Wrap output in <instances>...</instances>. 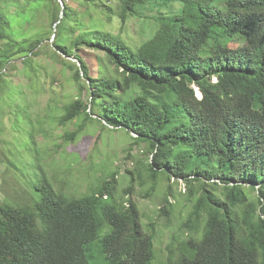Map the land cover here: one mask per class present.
Listing matches in <instances>:
<instances>
[{"label":"trees","instance_id":"1","mask_svg":"<svg viewBox=\"0 0 264 264\" xmlns=\"http://www.w3.org/2000/svg\"><path fill=\"white\" fill-rule=\"evenodd\" d=\"M48 2L55 37L46 46L39 29L29 35L22 27ZM74 2L0 0V77L11 87L18 59L33 71L52 51L75 67L80 87L58 116L61 125L83 120L65 138L75 140L95 120L133 132L150 157L127 170L122 193L116 174L89 195L65 192L40 164L36 121L14 112L13 127L24 131L15 143L29 164L7 163L27 180L30 203H0V264H155L154 235L132 197L145 175L187 185L186 236L173 239L165 264H264V0ZM146 9L156 28L133 45L125 26L144 20ZM85 49L98 57L97 75Z\"/></svg>","mask_w":264,"mask_h":264},{"label":"rangeland","instance_id":"2","mask_svg":"<svg viewBox=\"0 0 264 264\" xmlns=\"http://www.w3.org/2000/svg\"><path fill=\"white\" fill-rule=\"evenodd\" d=\"M68 1L72 5L76 4L74 0ZM9 9L14 11L15 6L10 4ZM54 10V5L48 2L46 9L32 22L33 25H24L22 30L29 31L30 35L39 29L44 36L43 44L47 46L55 37V27L51 25ZM152 13L154 11L146 9L144 20L132 18L125 26L126 38L133 45L145 41L155 30L156 22L148 18ZM230 45L237 44L231 42ZM81 55L87 60L91 74L97 75V55L90 49H85ZM69 59L76 61L73 57ZM36 63V69L29 71L24 69L18 59L7 77L12 81L11 87L5 83L4 77H0V203H30L27 180L21 177V171L16 172L7 163L15 157L14 160L20 158L23 166L29 164L20 155L15 143L16 137H21L24 131L19 132V128L13 127L14 112L24 110L36 121L38 158L55 188L77 195H89L103 179H110L112 174H116V186L122 193L130 184L127 170L143 167L149 160L150 152L146 144L138 143L131 136L135 135L133 132L128 133L120 127L111 130L95 120H88L85 129L80 131L75 140H67L66 133L78 130L83 121L75 120L64 125L58 121L64 107L80 96L75 67L62 63L50 50L39 55ZM82 79L86 80L85 77ZM197 95L201 96L198 92ZM82 96L87 99L90 94L85 89ZM30 170L32 168L25 172ZM33 176V173L25 175L26 178ZM144 179V185L135 184L132 197L139 205L145 228L154 235L155 264H165L173 239L177 243L186 236L181 228L191 209L187 201V185L183 178L177 180L160 176L156 184L147 175ZM154 185L156 189L143 196L146 189ZM101 259L100 264H103Z\"/></svg>","mask_w":264,"mask_h":264}]
</instances>
